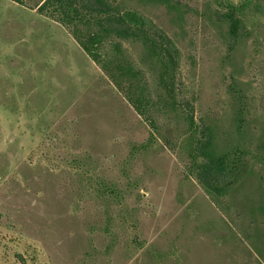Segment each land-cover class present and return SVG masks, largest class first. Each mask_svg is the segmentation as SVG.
I'll use <instances>...</instances> for the list:
<instances>
[{
	"label": "rangeland",
	"instance_id": "obj_1",
	"mask_svg": "<svg viewBox=\"0 0 264 264\" xmlns=\"http://www.w3.org/2000/svg\"><path fill=\"white\" fill-rule=\"evenodd\" d=\"M41 2L0 0V264H264V0L137 5L175 55L180 108L246 156L218 204L175 119L134 155L152 127ZM231 5L245 20L237 38L220 20ZM125 47L138 64L142 48Z\"/></svg>",
	"mask_w": 264,
	"mask_h": 264
},
{
	"label": "trees",
	"instance_id": "obj_2",
	"mask_svg": "<svg viewBox=\"0 0 264 264\" xmlns=\"http://www.w3.org/2000/svg\"><path fill=\"white\" fill-rule=\"evenodd\" d=\"M148 3L182 13L173 0H42L36 8L70 32L134 112L152 127L150 139L140 147L135 146L134 155L148 153L157 135L163 137L160 118L175 119L186 129V149L198 181L218 204L228 190L235 189L247 176L246 156L239 147L223 150L215 127L206 126L201 130L193 111L178 105L175 55L166 40L150 29L137 8L138 4ZM220 17L229 36L237 38L245 27L237 8L231 5ZM126 43L142 48L139 65L131 58ZM148 74L153 76L154 87L149 83ZM231 89L239 107L234 119L241 129L245 119L243 100L237 89ZM259 148L264 161V135ZM99 185L105 193L116 195V186L104 188L103 182ZM257 211L264 215V206L260 204Z\"/></svg>",
	"mask_w": 264,
	"mask_h": 264
}]
</instances>
